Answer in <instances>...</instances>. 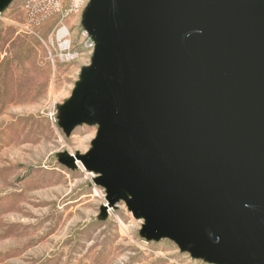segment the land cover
I'll return each mask as SVG.
<instances>
[{"label": "water", "instance_id": "water-1", "mask_svg": "<svg viewBox=\"0 0 264 264\" xmlns=\"http://www.w3.org/2000/svg\"><path fill=\"white\" fill-rule=\"evenodd\" d=\"M9 4L12 0H2ZM63 128L108 206L213 264H264V0H88Z\"/></svg>", "mask_w": 264, "mask_h": 264}, {"label": "rangeland", "instance_id": "rangeland-1", "mask_svg": "<svg viewBox=\"0 0 264 264\" xmlns=\"http://www.w3.org/2000/svg\"><path fill=\"white\" fill-rule=\"evenodd\" d=\"M52 1L0 0V264H213L144 235L125 201L108 206L95 173L66 163L98 128L66 133L62 113L93 41L88 0Z\"/></svg>", "mask_w": 264, "mask_h": 264}, {"label": "built area", "instance_id": "built-area-1", "mask_svg": "<svg viewBox=\"0 0 264 264\" xmlns=\"http://www.w3.org/2000/svg\"><path fill=\"white\" fill-rule=\"evenodd\" d=\"M85 0H71V3H72V7L73 6H80L83 4ZM53 3V6H54V9L56 11H60L62 9V6H61V0H53L52 1ZM71 7V8H72ZM71 11V10H70ZM69 11H66V15H68ZM93 42L90 44V46L93 48Z\"/></svg>", "mask_w": 264, "mask_h": 264}, {"label": "bare ground", "instance_id": "bare-ground-1", "mask_svg": "<svg viewBox=\"0 0 264 264\" xmlns=\"http://www.w3.org/2000/svg\"><path fill=\"white\" fill-rule=\"evenodd\" d=\"M64 32H65V31L62 29L61 32H60V34H63Z\"/></svg>", "mask_w": 264, "mask_h": 264}]
</instances>
